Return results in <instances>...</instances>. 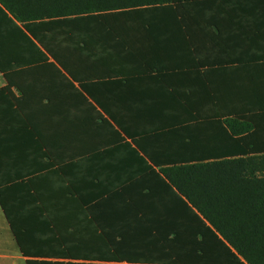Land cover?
<instances>
[{
    "label": "crops",
    "instance_id": "1",
    "mask_svg": "<svg viewBox=\"0 0 264 264\" xmlns=\"http://www.w3.org/2000/svg\"><path fill=\"white\" fill-rule=\"evenodd\" d=\"M174 8L177 15L123 8L86 21L83 37L109 53L97 52L81 69L97 113L82 99L71 107L68 86L46 74L31 76L23 97L14 87L0 93V185H12L0 204L11 234L0 264L27 259L2 211H18L27 230L35 229L36 211L62 227L74 211H182L137 185L146 166L264 151V0H186ZM5 25L0 17V38ZM6 84L0 72V89Z\"/></svg>",
    "mask_w": 264,
    "mask_h": 264
},
{
    "label": "trees",
    "instance_id": "2",
    "mask_svg": "<svg viewBox=\"0 0 264 264\" xmlns=\"http://www.w3.org/2000/svg\"><path fill=\"white\" fill-rule=\"evenodd\" d=\"M181 1L186 0H0L7 31L0 38V72L7 82L0 93L14 87L23 97L30 77L46 74L68 86L71 107L82 99L95 111L83 93L88 89L81 69L97 52L109 53L100 41L83 37L86 21L123 13V8H133L135 15L158 9L177 15L174 4ZM127 46L122 48L130 54ZM11 97L18 105L21 98ZM242 141L252 148L251 136ZM189 158L157 170L148 165L137 184L163 194L182 211H74L79 214L63 217V227L48 211H36L40 216L33 230H27L18 211H2L25 263L264 264V151ZM11 186L0 185L3 208V194ZM68 190H77L71 180Z\"/></svg>",
    "mask_w": 264,
    "mask_h": 264
},
{
    "label": "rangeland",
    "instance_id": "3",
    "mask_svg": "<svg viewBox=\"0 0 264 264\" xmlns=\"http://www.w3.org/2000/svg\"><path fill=\"white\" fill-rule=\"evenodd\" d=\"M2 216H1V212H0V250H3L4 248H6L9 245V242L11 240V234L9 232V230L6 228V226H4L3 224H1V220ZM4 242H6L4 244ZM3 248V249H2ZM6 264H10L9 260L6 261ZM18 264H22L21 262Z\"/></svg>",
    "mask_w": 264,
    "mask_h": 264
}]
</instances>
